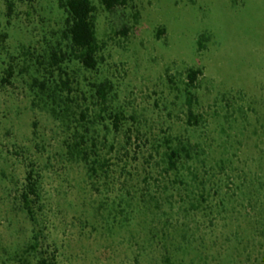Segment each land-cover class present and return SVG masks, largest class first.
I'll use <instances>...</instances> for the list:
<instances>
[{
	"label": "rangeland",
	"instance_id": "obj_1",
	"mask_svg": "<svg viewBox=\"0 0 264 264\" xmlns=\"http://www.w3.org/2000/svg\"><path fill=\"white\" fill-rule=\"evenodd\" d=\"M92 1L101 60L95 71L69 65L74 96L84 107L91 84L110 82L109 106L127 119L102 146L109 179L95 182L65 155L61 125L33 106L29 75L2 82L11 58L22 64L59 31L58 0H0V264L55 251L57 264H264V0H126L114 13ZM191 69L202 71L193 88ZM129 127L140 141L124 170L110 146L122 149ZM169 145L187 150L184 183L157 177L149 191L146 161ZM23 152L41 180L36 222L16 210L10 178L21 186ZM181 230L183 248L170 250Z\"/></svg>",
	"mask_w": 264,
	"mask_h": 264
},
{
	"label": "trees",
	"instance_id": "obj_2",
	"mask_svg": "<svg viewBox=\"0 0 264 264\" xmlns=\"http://www.w3.org/2000/svg\"><path fill=\"white\" fill-rule=\"evenodd\" d=\"M100 4L109 13H114L118 9L126 6V0H99ZM14 11V5L8 2V12L11 15ZM97 8L92 0H58L59 31L52 34L51 39H46L43 52L34 54L25 52L22 64L18 63V58L14 56L10 61L2 82L11 85V80L15 74L20 77L26 75L30 77L29 87L33 93V106L47 112L51 117L61 125L63 131L69 136L64 139V153L69 161L80 163L86 169L88 178L91 181H99L104 177L109 179V170L111 169V159L108 154L103 155L104 147L111 132L116 134L124 131L126 116L123 112L112 109L109 105L112 101V85L110 82H101L91 84L95 92L91 99L95 101L82 107L80 101L74 96L75 90L68 67L71 63L77 62L87 71H95L100 65L102 46L97 37L95 17ZM127 26L122 29L125 36L129 30ZM18 71V72H17ZM32 73V74H31ZM202 75L201 70L191 69L188 73V87L193 88ZM193 95L188 93V103L192 105ZM86 101V97L83 98ZM192 114V112H190ZM110 121V125L106 122ZM100 124L104 125L106 133L104 136L100 132ZM133 130L129 127L125 130V141L122 149H118L114 144L110 146V152L117 155L124 151L126 156L124 165H117L120 169L126 170L129 162L128 148L135 143ZM36 135V131H34ZM139 140V135L135 141ZM183 153L187 150L181 146L173 147L169 145L164 152L158 151V157L153 155L146 161L147 165L144 172V183L147 190L151 187L159 188V179L157 177H174V184L184 183L181 178L179 164L184 157ZM22 153H18L20 156ZM24 178L23 181L16 180L11 176V182L17 187L15 191L17 197L16 210L23 213L28 219L36 222L39 213L44 209L43 195L40 176L36 170V164L23 152ZM124 157V156H123ZM136 161L137 158H134ZM152 161H154L152 163ZM144 167V166H143ZM155 175V176H154ZM150 179L154 182L150 183ZM94 184V183H93ZM107 184V182H106ZM150 185V186H149ZM167 191L168 187H164ZM164 191V192H165ZM129 193V192H128ZM124 195L120 196L121 202H124ZM152 201L158 206V200L152 198ZM127 203H130L129 201ZM140 204V202H139ZM141 206V205H140ZM139 206V207H140ZM145 208V206H144ZM184 210L191 214L196 210L193 204L189 203ZM147 213V211H146ZM146 213L144 215H146ZM166 218V214H163ZM166 220H169L166 219ZM166 233V230H163ZM175 238L170 241L169 248L182 249L185 239V232L181 230ZM184 234V235H183ZM158 235L154 234L151 239L154 241ZM37 237V236H36ZM36 239V238H35ZM29 248H33L29 246ZM169 250V252H170ZM168 252V253H169ZM41 254L36 259V264H57V251L51 255ZM166 256L165 263L172 264L171 258Z\"/></svg>",
	"mask_w": 264,
	"mask_h": 264
}]
</instances>
